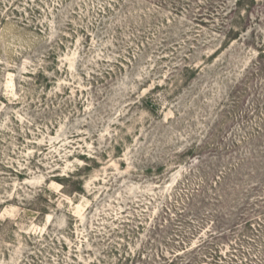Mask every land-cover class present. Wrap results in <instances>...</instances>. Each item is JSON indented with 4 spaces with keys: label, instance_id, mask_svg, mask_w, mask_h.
Instances as JSON below:
<instances>
[{
    "label": "rangeland",
    "instance_id": "rangeland-1",
    "mask_svg": "<svg viewBox=\"0 0 264 264\" xmlns=\"http://www.w3.org/2000/svg\"><path fill=\"white\" fill-rule=\"evenodd\" d=\"M0 264H264V0H0Z\"/></svg>",
    "mask_w": 264,
    "mask_h": 264
}]
</instances>
